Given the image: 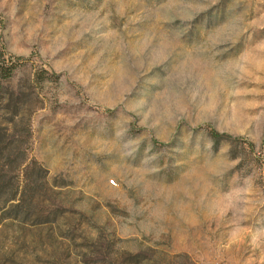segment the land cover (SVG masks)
<instances>
[{"label":"rangeland","instance_id":"1","mask_svg":"<svg viewBox=\"0 0 264 264\" xmlns=\"http://www.w3.org/2000/svg\"><path fill=\"white\" fill-rule=\"evenodd\" d=\"M0 46L57 76L32 83V156L65 208L0 227V264H84L97 238L264 264V0H0Z\"/></svg>","mask_w":264,"mask_h":264},{"label":"trees","instance_id":"2","mask_svg":"<svg viewBox=\"0 0 264 264\" xmlns=\"http://www.w3.org/2000/svg\"><path fill=\"white\" fill-rule=\"evenodd\" d=\"M21 60L0 46V227L15 223L39 228L57 223L65 214L48 170L32 156V118L38 108L32 83L57 76L43 70L28 79ZM222 141L216 138L215 143ZM100 240L89 246L91 256L83 260L84 264L158 263L144 252H125L111 259L102 249L98 251ZM97 256L102 257L92 259Z\"/></svg>","mask_w":264,"mask_h":264}]
</instances>
